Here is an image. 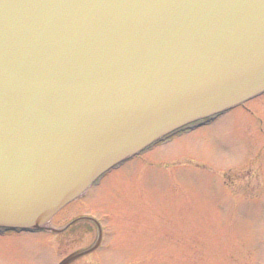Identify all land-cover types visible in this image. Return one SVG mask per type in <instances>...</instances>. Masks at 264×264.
<instances>
[{"label": "water", "instance_id": "obj_1", "mask_svg": "<svg viewBox=\"0 0 264 264\" xmlns=\"http://www.w3.org/2000/svg\"><path fill=\"white\" fill-rule=\"evenodd\" d=\"M262 93L264 0H0V229Z\"/></svg>", "mask_w": 264, "mask_h": 264}, {"label": "rangeland", "instance_id": "obj_2", "mask_svg": "<svg viewBox=\"0 0 264 264\" xmlns=\"http://www.w3.org/2000/svg\"><path fill=\"white\" fill-rule=\"evenodd\" d=\"M105 213L106 244L76 264H264V96L109 174L51 224ZM80 224L73 237L5 234L0 264H58L96 241Z\"/></svg>", "mask_w": 264, "mask_h": 264}, {"label": "flooded vegetation", "instance_id": "obj_3", "mask_svg": "<svg viewBox=\"0 0 264 264\" xmlns=\"http://www.w3.org/2000/svg\"><path fill=\"white\" fill-rule=\"evenodd\" d=\"M246 112H249V113H251V112H253L254 111V107L253 108H246V110H245ZM83 223H88V222H83ZM64 225H66V222L64 223V224H60V226H64ZM82 225L83 224H74V225H72V226H70L69 228H67L64 232H62V233H60L58 236H63V235H65V236H74V235H77V234H82L83 233V231H82ZM86 225V224H85ZM59 226V227H60ZM79 226V227H78ZM95 228V227H94ZM69 233V234H68ZM50 234H52V233H50ZM84 234L86 235L87 233H85L84 232ZM55 236H57V235H55ZM70 241H72V240H70V239H68V240H65V243L66 244H69L70 243ZM73 242H74V240H73ZM73 242H71V244H74L75 245V243H73ZM81 260V259H80ZM78 261H76L74 264H76Z\"/></svg>", "mask_w": 264, "mask_h": 264}, {"label": "bare ground", "instance_id": "obj_4", "mask_svg": "<svg viewBox=\"0 0 264 264\" xmlns=\"http://www.w3.org/2000/svg\"><path fill=\"white\" fill-rule=\"evenodd\" d=\"M122 168V167H121ZM121 168L119 169V170H121ZM114 172H112V174H113ZM102 182H103V180H102ZM102 184V183H101Z\"/></svg>", "mask_w": 264, "mask_h": 264}]
</instances>
